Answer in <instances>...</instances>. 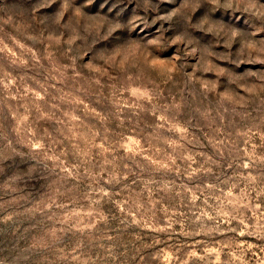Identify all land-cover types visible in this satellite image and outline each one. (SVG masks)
<instances>
[{
    "label": "rangeland",
    "instance_id": "374dc122",
    "mask_svg": "<svg viewBox=\"0 0 264 264\" xmlns=\"http://www.w3.org/2000/svg\"><path fill=\"white\" fill-rule=\"evenodd\" d=\"M0 264H264V0H0Z\"/></svg>",
    "mask_w": 264,
    "mask_h": 264
}]
</instances>
